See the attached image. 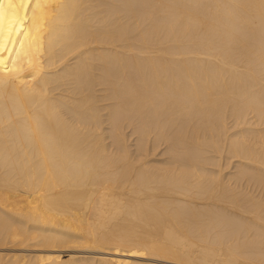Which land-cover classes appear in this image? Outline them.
Masks as SVG:
<instances>
[{"label": "bare ground", "instance_id": "6f19581e", "mask_svg": "<svg viewBox=\"0 0 264 264\" xmlns=\"http://www.w3.org/2000/svg\"><path fill=\"white\" fill-rule=\"evenodd\" d=\"M0 264H264V0H0Z\"/></svg>", "mask_w": 264, "mask_h": 264}]
</instances>
